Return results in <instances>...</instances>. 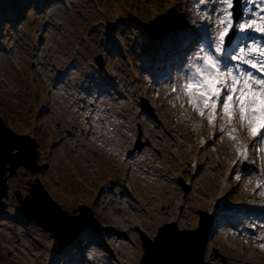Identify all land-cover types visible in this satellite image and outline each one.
Here are the masks:
<instances>
[{
  "label": "rangeland",
  "instance_id": "obj_1",
  "mask_svg": "<svg viewBox=\"0 0 264 264\" xmlns=\"http://www.w3.org/2000/svg\"><path fill=\"white\" fill-rule=\"evenodd\" d=\"M43 1L0 0V117L35 139L37 165L48 166L6 173L0 264H140V231L153 237L171 221L194 228L198 209L214 214L207 264H264V241L257 239L264 237V212L257 211L264 207V188L256 186L264 176V153L236 123L249 156L239 159L235 142L186 101L182 108L171 92L193 53L210 42L205 14L214 25L216 0ZM158 15L169 17L180 34L195 36L182 58L169 54L171 75L158 74L155 83L153 39L139 22ZM68 65L63 81L58 75ZM102 85L106 91L94 97ZM82 104L94 105L95 112ZM36 178L69 214L89 206L96 227L82 225L73 245L56 252V235L28 220L16 197V191L27 194ZM241 202L243 210L236 207Z\"/></svg>",
  "mask_w": 264,
  "mask_h": 264
},
{
  "label": "snow or ice",
  "instance_id": "obj_2",
  "mask_svg": "<svg viewBox=\"0 0 264 264\" xmlns=\"http://www.w3.org/2000/svg\"><path fill=\"white\" fill-rule=\"evenodd\" d=\"M236 2L216 0L212 10L214 25L211 16L205 14L210 42L193 53L185 75L172 85L171 92L182 101V108L186 101L201 118L213 127L218 126L221 134L235 142L239 159L247 161L248 146L240 141L236 123L255 140L252 147L264 153V147H260L264 144V42L246 35H264V0H249L252 7L243 9L239 21L234 19ZM197 3L204 4L205 0ZM159 23L163 26L165 21ZM245 40L253 42L245 44ZM226 41L231 51L225 47ZM185 42L186 37L177 33L170 48H179ZM256 186L264 188V176L259 177ZM260 195L264 196V191ZM257 239L264 241V237ZM259 247L264 249V243Z\"/></svg>",
  "mask_w": 264,
  "mask_h": 264
},
{
  "label": "water",
  "instance_id": "obj_3",
  "mask_svg": "<svg viewBox=\"0 0 264 264\" xmlns=\"http://www.w3.org/2000/svg\"><path fill=\"white\" fill-rule=\"evenodd\" d=\"M128 18L137 21L134 16L130 15ZM161 20L166 24L160 32ZM139 23L152 37H162L171 26L170 18L161 15L148 22ZM106 25L111 29L114 24L108 22ZM98 65L101 66L100 62ZM37 158L35 139L27 134L13 131L0 117V197L6 192V173L9 171L10 174H14L18 166L36 171ZM28 190L29 192L24 196L16 191L21 210L28 218L56 235L57 250L73 241L82 225L96 227L97 223L91 218L89 206L80 204L79 213L69 214L51 198L38 178L30 183ZM198 213V226L194 228L181 229L176 221H171L161 225L153 238L140 231L144 251L140 264H207L204 253L212 231L214 216L205 209H198Z\"/></svg>",
  "mask_w": 264,
  "mask_h": 264
},
{
  "label": "bare ground",
  "instance_id": "obj_4",
  "mask_svg": "<svg viewBox=\"0 0 264 264\" xmlns=\"http://www.w3.org/2000/svg\"><path fill=\"white\" fill-rule=\"evenodd\" d=\"M169 38V40L170 39H172L173 37H168ZM251 42H246L245 44H250ZM151 77V76H150ZM152 79V78H151ZM152 81H153V79H152ZM158 83V82H157ZM84 101H82V103H83ZM80 107H82V109H90L91 110V113H94L95 112V110H96V107L93 105L92 107H89V106H85V104H82V105H80ZM42 110L44 111V108H42ZM45 112H48V110L47 111H45ZM92 129L90 128V131H91ZM138 151V149H136V147L132 150V153H136ZM48 166L47 165H41V168H43L44 170L47 168ZM66 248H67V246H66ZM68 248H69V246H68ZM31 260L29 259V262H30Z\"/></svg>",
  "mask_w": 264,
  "mask_h": 264
},
{
  "label": "trees",
  "instance_id": "obj_5",
  "mask_svg": "<svg viewBox=\"0 0 264 264\" xmlns=\"http://www.w3.org/2000/svg\"><path fill=\"white\" fill-rule=\"evenodd\" d=\"M5 16H6V17L8 16L7 11L5 12ZM7 18H8V17H7Z\"/></svg>",
  "mask_w": 264,
  "mask_h": 264
}]
</instances>
